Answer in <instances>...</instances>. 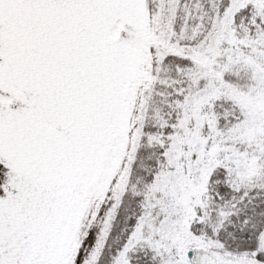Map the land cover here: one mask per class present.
<instances>
[{
	"label": "snow or ice",
	"instance_id": "obj_1",
	"mask_svg": "<svg viewBox=\"0 0 264 264\" xmlns=\"http://www.w3.org/2000/svg\"><path fill=\"white\" fill-rule=\"evenodd\" d=\"M0 264H264V0H0Z\"/></svg>",
	"mask_w": 264,
	"mask_h": 264
}]
</instances>
